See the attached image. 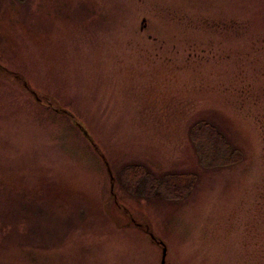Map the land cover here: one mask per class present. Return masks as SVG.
I'll list each match as a JSON object with an SVG mask.
<instances>
[{
	"label": "rangeland",
	"instance_id": "rangeland-1",
	"mask_svg": "<svg viewBox=\"0 0 264 264\" xmlns=\"http://www.w3.org/2000/svg\"><path fill=\"white\" fill-rule=\"evenodd\" d=\"M165 250L264 264V0H0V264Z\"/></svg>",
	"mask_w": 264,
	"mask_h": 264
},
{
	"label": "trees",
	"instance_id": "trees-1",
	"mask_svg": "<svg viewBox=\"0 0 264 264\" xmlns=\"http://www.w3.org/2000/svg\"><path fill=\"white\" fill-rule=\"evenodd\" d=\"M203 125H206L207 127L209 126V124L208 123H205V124H203ZM202 126V125H201ZM210 127V126H209ZM212 127V126H211ZM212 129H213V127H212ZM138 164L137 165H130L129 167H127V169L129 170H131V171H134V170H138ZM126 169V170H127ZM146 174H147V172H146ZM176 178V177H175ZM174 178V179H175ZM143 182V183H142ZM147 180H145V178L144 179H142L141 180V183H142V185H144L145 186V184L147 185ZM166 182H168V184H167V187L165 188L166 189V191L167 192H169V194H172V193H174V194H177L178 193V189L176 188V185H174L173 186V184H171L170 183V180H161V182H160V185L161 184H164V183H166ZM139 184H140V181H139ZM152 185L153 186H155V188L153 189V190H155V189H158L159 191H160V188H159V184L157 183V182H155V181H152ZM152 187V186H151ZM157 191V190H156ZM158 192V191H157ZM157 192H155V194L157 193ZM158 195H161V193L160 194H158Z\"/></svg>",
	"mask_w": 264,
	"mask_h": 264
},
{
	"label": "water",
	"instance_id": "water-1",
	"mask_svg": "<svg viewBox=\"0 0 264 264\" xmlns=\"http://www.w3.org/2000/svg\"><path fill=\"white\" fill-rule=\"evenodd\" d=\"M166 263V250L164 252V256H163V261H162V264H165Z\"/></svg>",
	"mask_w": 264,
	"mask_h": 264
}]
</instances>
